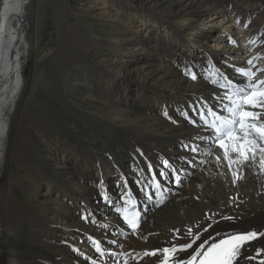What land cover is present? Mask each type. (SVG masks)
Returning <instances> with one entry per match:
<instances>
[{
	"label": "bare ground",
	"instance_id": "1",
	"mask_svg": "<svg viewBox=\"0 0 264 264\" xmlns=\"http://www.w3.org/2000/svg\"><path fill=\"white\" fill-rule=\"evenodd\" d=\"M129 1L94 5L95 16L109 27L95 42L109 49L108 55L91 56L80 41L70 39L67 26L66 33L58 30L60 59L92 64L101 97L96 99L84 86L91 83L81 78L74 80L75 92L60 86L57 100L106 144L57 142L61 158L55 162L45 147L50 144L30 132L39 128L30 122L37 110L34 85L40 81L32 56L37 29L31 24L39 1L0 0V264H89L82 255L95 264L90 239L113 255L126 253L127 264H184L235 233L246 237L223 253L222 264H264V90L251 89L257 82L264 85V0ZM120 20L130 24L122 32ZM220 22L234 31L218 28ZM215 30L211 45L200 38ZM44 62L47 71L53 64L48 54ZM130 74L160 90L132 94L121 82ZM52 75L58 83L61 74ZM214 79L242 94H230ZM203 106L234 118L238 135L218 140L210 134L194 115ZM22 160L47 191L40 195L35 187L37 210L22 209L26 224L19 228L17 218H5L2 208L11 201L7 183L21 180L12 171L24 167ZM163 162L168 164L163 170L184 171L181 187L159 210H149L125 240L114 235L119 222L104 199L116 200L127 191L138 196V184ZM48 191L56 192H50L53 198ZM109 264L120 263L112 257Z\"/></svg>",
	"mask_w": 264,
	"mask_h": 264
},
{
	"label": "rangeland",
	"instance_id": "2",
	"mask_svg": "<svg viewBox=\"0 0 264 264\" xmlns=\"http://www.w3.org/2000/svg\"><path fill=\"white\" fill-rule=\"evenodd\" d=\"M38 1H39V5L36 10L34 20L32 21L31 24L34 25V27L37 29V33L35 37L36 43L34 42V46L32 49L33 51L32 56L38 65L35 73H36V77H40V81L38 84L34 85L35 90L32 94V99L34 98L33 100L36 103L37 110L34 121H32V118L30 117L31 119L30 122L34 123L37 128L39 127L38 128L39 130L37 129V131H35L33 129H30V132L35 139H41V140L43 139L50 144L49 146H45V147L46 150L49 152L50 156L52 158L54 156L53 160L56 162L58 158H61V154L58 152L59 149L57 146V142H61V143L75 142V144H84L85 146L94 147V148L98 143L101 145L106 144V142L101 140L102 138L101 134L92 133L89 129H87L86 125L81 121V119L76 116V114H74L72 111L66 108L64 104H62L59 100H57L56 97L57 90L60 88V86L64 87L67 91L69 89L71 90V87H73L71 92L72 91L75 92L74 88H76L79 85L76 84L77 80L76 81L74 80L81 78L91 83V85L88 84L84 86H87L89 88L90 92L93 93L96 99L97 97L98 98L101 97L100 94L101 87L100 84L96 81L98 75L92 64L89 63H88L89 65L87 63L72 64L71 62L69 63L63 62L60 59L59 52L57 50L58 48L57 39L59 33L58 30L61 29L63 33H66L68 31L65 30L64 28H66L67 26L69 28L68 35L69 36L70 34L72 35L70 39L72 38L71 39L72 41H75L76 39L80 41L83 44L84 49L88 52V54L93 56L96 52L103 55L110 54L109 49H106L105 47H101V46L99 47V45L97 46L95 42V39H97L96 37L99 38V36H103V34H107L109 27L108 26L105 27V25L100 23L99 21L100 19L97 18V16H95L96 7L94 5L98 0H43V2L41 0ZM132 1L138 2L137 0H130L129 2ZM36 15H38L37 16L38 18L36 17ZM209 15L214 16L215 18L218 19L221 18L220 14L213 15V13H209ZM167 18L170 19V17ZM120 21L122 25L120 27V32H122L127 26H130V24L127 20H120ZM70 28H72L73 30L70 31ZM218 28L227 29L230 30L231 32L234 31L232 26L228 27L226 23L223 22H220ZM162 30L166 32L164 29ZM142 31L143 33L147 32V29ZM180 31L182 33L185 32V30H181V29ZM194 31L198 32L199 30H194ZM217 33H218L217 30H215L211 34L207 35L205 38H203V36H200V38L204 39L203 42L209 41L211 45L214 41L213 38L217 36ZM139 35L143 36L141 32H139ZM231 35L234 36L233 34ZM131 43H132L131 48L134 50L136 48L135 47L136 45L134 44L133 41H131ZM137 51L139 52L138 49ZM45 54L49 55L51 63H53L51 68H49L47 71L44 65ZM68 57H70V55H68ZM53 72L59 73V76L60 74L62 76V77L60 76V78L58 79L59 80L58 83H56V81H52L53 80L52 74H54ZM121 80H122L121 82H126V84L128 85L127 87L131 89L132 94L134 93V90L148 92L147 88L159 89L158 87L153 86L154 84L144 81V79H142L139 75H132V74L126 75L124 77H121ZM128 98L129 97L125 99ZM96 99L94 98L93 100L91 98H88L87 102L89 103L97 102L98 100L96 101ZM98 102H100V100ZM123 110L127 113L134 115L138 114L139 112V111H134V112L127 111L126 109ZM144 113L150 115H156L153 113H149L147 111H144ZM156 116H160V115H156ZM163 129L167 133L168 128H163ZM42 148H44L43 145ZM27 150H29V148H27L26 151ZM79 153L81 155H87V151L84 148V146H79ZM227 161L229 162L230 159H227ZM49 163L52 164L53 162L49 161ZM20 165L24 167L21 169L20 168L17 169L14 167L15 169H13L12 172L18 174L21 177V180L19 183H15V184L13 182H11V184L10 182L7 183V185L10 186L9 188L11 191V195H10L11 201L9 204H7L6 207L2 208V214L7 219H9L7 217L8 215L13 214L14 218H17V221L14 222L15 225L19 228H23L26 223L24 220H22V218L20 219L21 210L27 209L29 211H36L37 210L36 206L32 205V201L34 200L33 191L37 186V189L39 190L41 195L45 191H47V187L46 184L38 182V178L35 177V174L33 172L27 170L28 167L24 160L20 161ZM50 192H55V191H48V193ZM50 196L51 198L54 197L51 193ZM194 234L197 235V233ZM207 236L204 238V240L207 238ZM198 237L199 236L197 235L195 240L198 239ZM14 247H16V245L13 246V248ZM222 256L223 254L221 255V257Z\"/></svg>",
	"mask_w": 264,
	"mask_h": 264
}]
</instances>
